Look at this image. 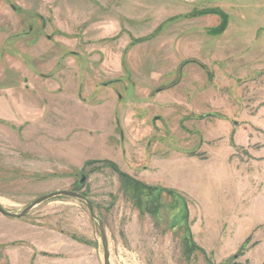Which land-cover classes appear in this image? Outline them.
I'll use <instances>...</instances> for the list:
<instances>
[{
  "label": "rangeland",
  "instance_id": "1",
  "mask_svg": "<svg viewBox=\"0 0 264 264\" xmlns=\"http://www.w3.org/2000/svg\"><path fill=\"white\" fill-rule=\"evenodd\" d=\"M203 9L218 13L189 17ZM102 160L171 191L159 215L83 169ZM59 191L97 219L56 195L14 226L92 264L100 221L108 264H263L264 0H0V206Z\"/></svg>",
  "mask_w": 264,
  "mask_h": 264
},
{
  "label": "crops",
  "instance_id": "2",
  "mask_svg": "<svg viewBox=\"0 0 264 264\" xmlns=\"http://www.w3.org/2000/svg\"><path fill=\"white\" fill-rule=\"evenodd\" d=\"M19 241H26L27 245L14 246ZM0 264H92V255L85 244L46 236L34 226L20 223L14 226L11 217L0 213Z\"/></svg>",
  "mask_w": 264,
  "mask_h": 264
},
{
  "label": "trees",
  "instance_id": "3",
  "mask_svg": "<svg viewBox=\"0 0 264 264\" xmlns=\"http://www.w3.org/2000/svg\"><path fill=\"white\" fill-rule=\"evenodd\" d=\"M216 13H218L217 10L203 9L199 11H193L191 14H189V17H198V16L211 15V14H216ZM223 25L224 24H222L221 27L219 28L220 33L224 32L225 26L227 25V23L226 25L224 26ZM150 38H152V36H150L149 39ZM146 40H148V38L137 39V40H134V43H140ZM191 62H196V61L185 60L182 62V65H186ZM87 166H93V167H99V168L100 167L110 168L117 175L118 183H119V188H118L119 192L122 194L125 200L131 203L132 207L136 209L139 214H143L145 210H148V208L150 209L149 204L151 203V206H152V210L150 212L151 215L153 216L159 215L160 209L162 207L161 206V194L171 193V191L166 190L162 187L148 186V185L141 183L140 181L136 180L130 175L122 172L115 163L109 160L85 162L83 169H85ZM81 172H83V170H81ZM81 195L87 199L84 193H82ZM244 246L245 244L241 246L240 253L243 252ZM196 249H197L196 246H194L193 244H188L187 242V246H185V251H187L188 254Z\"/></svg>",
  "mask_w": 264,
  "mask_h": 264
},
{
  "label": "water",
  "instance_id": "4",
  "mask_svg": "<svg viewBox=\"0 0 264 264\" xmlns=\"http://www.w3.org/2000/svg\"><path fill=\"white\" fill-rule=\"evenodd\" d=\"M84 181H85V176L82 175L79 182H80V184H83ZM56 195H63V196H68V197H73V198H78V199L83 200L87 205V208L90 212L91 217L94 219H97L95 214L93 213L92 202L90 200L86 199L85 197H83L82 195H80L76 192H72V191H59V192H53V193L41 196V197L35 199L27 207H25L24 210L20 214H11V213L5 211L1 206H0V213L7 215V216H10V217L21 218V217H24L25 215H27L28 212L33 207H35L36 205H38L44 201H47L50 198L55 197ZM99 230H100V236H101V241H102V245H103V264H108V251H107V246H106V237H105L104 228H103L101 223H99Z\"/></svg>",
  "mask_w": 264,
  "mask_h": 264
},
{
  "label": "flooded vegetation",
  "instance_id": "5",
  "mask_svg": "<svg viewBox=\"0 0 264 264\" xmlns=\"http://www.w3.org/2000/svg\"><path fill=\"white\" fill-rule=\"evenodd\" d=\"M185 61V60H184ZM192 63H197V62H192ZM181 64H182V62H181ZM125 173V172H124ZM127 174V173H126ZM129 175V174H128ZM132 177V176H131ZM136 179V178H135ZM137 180V179H136ZM139 181V180H138ZM141 182V181H140ZM142 183V182H141ZM144 184V183H143ZM145 185H147V184H145ZM149 186V185H148Z\"/></svg>",
  "mask_w": 264,
  "mask_h": 264
}]
</instances>
